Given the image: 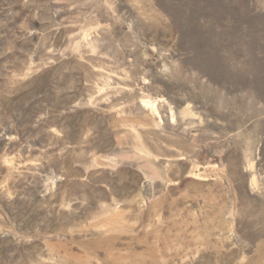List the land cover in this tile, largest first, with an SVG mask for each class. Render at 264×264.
I'll return each instance as SVG.
<instances>
[{
	"label": "rangeland",
	"instance_id": "obj_1",
	"mask_svg": "<svg viewBox=\"0 0 264 264\" xmlns=\"http://www.w3.org/2000/svg\"><path fill=\"white\" fill-rule=\"evenodd\" d=\"M0 264H264V0H0Z\"/></svg>",
	"mask_w": 264,
	"mask_h": 264
}]
</instances>
